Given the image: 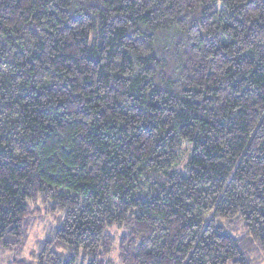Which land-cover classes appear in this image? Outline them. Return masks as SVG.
I'll return each instance as SVG.
<instances>
[{"label": "trees", "instance_id": "16d2710c", "mask_svg": "<svg viewBox=\"0 0 264 264\" xmlns=\"http://www.w3.org/2000/svg\"><path fill=\"white\" fill-rule=\"evenodd\" d=\"M39 204L35 264H264V0H0V250Z\"/></svg>", "mask_w": 264, "mask_h": 264}, {"label": "rangeland", "instance_id": "374dc122", "mask_svg": "<svg viewBox=\"0 0 264 264\" xmlns=\"http://www.w3.org/2000/svg\"><path fill=\"white\" fill-rule=\"evenodd\" d=\"M187 160V155H181L180 164L177 168L178 171H184ZM48 208L49 206L44 204H39L34 207L38 212H34L31 218L32 228L30 230V239L26 249L21 253L0 250V264H35L33 257L37 252V245L51 236L52 228L55 227V222L59 216H52L48 212ZM112 234L119 238L121 236V231L113 230ZM116 250L117 249H114L109 257V262H111V264H118V253Z\"/></svg>", "mask_w": 264, "mask_h": 264}]
</instances>
